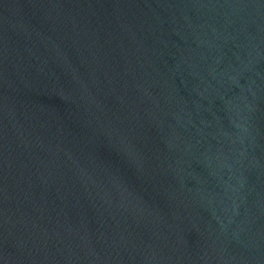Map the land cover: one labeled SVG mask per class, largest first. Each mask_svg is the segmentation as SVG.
Here are the masks:
<instances>
[{
	"label": "water",
	"instance_id": "95a60500",
	"mask_svg": "<svg viewBox=\"0 0 264 264\" xmlns=\"http://www.w3.org/2000/svg\"><path fill=\"white\" fill-rule=\"evenodd\" d=\"M0 264H264V0H0Z\"/></svg>",
	"mask_w": 264,
	"mask_h": 264
}]
</instances>
